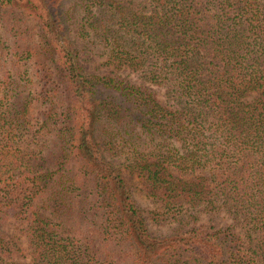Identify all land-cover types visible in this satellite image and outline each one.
<instances>
[{
	"label": "trees",
	"instance_id": "obj_1",
	"mask_svg": "<svg viewBox=\"0 0 264 264\" xmlns=\"http://www.w3.org/2000/svg\"><path fill=\"white\" fill-rule=\"evenodd\" d=\"M72 2L63 11L64 0H0V264H264V5ZM22 18L38 22L40 39ZM90 38L110 65L164 89L165 102L125 79L86 74L77 39ZM100 89L120 96L117 113L125 107L146 136L181 145H135L131 167L191 228L170 237L148 230L100 140L108 111ZM199 208L233 223L197 224ZM9 217L23 226L25 249L4 234Z\"/></svg>",
	"mask_w": 264,
	"mask_h": 264
},
{
	"label": "rangeland",
	"instance_id": "obj_2",
	"mask_svg": "<svg viewBox=\"0 0 264 264\" xmlns=\"http://www.w3.org/2000/svg\"><path fill=\"white\" fill-rule=\"evenodd\" d=\"M52 2L54 7H57L60 0H49ZM264 5V0H259ZM75 6L72 0H64L63 11L67 8ZM81 21V17H76ZM22 20H26L27 22L24 24V27L29 29H33V34H36V38H39L38 32L40 29V25L33 18H22ZM76 26V25H75ZM3 30V29H2ZM94 39H77V46L80 48V63L84 70V72L88 75H98L102 77H115L120 79H125L132 85L142 88L143 90H149L156 94L157 98L165 102L167 99L165 96V90L151 84L150 82L143 79V77L137 73L132 71L129 68L122 67L117 68L113 65H110L108 62V57L105 54L106 51L101 48L97 43L93 42ZM9 43H11L9 41ZM86 47V49L84 48ZM30 76V74H27ZM100 92L105 99V105H108V111L103 117L102 123L99 126V137L102 143L104 144V150L106 151V155L111 162L119 168L122 172L126 182L131 191L132 198L135 202L136 207L140 211L141 215L145 219L146 225L150 233L155 237H170L180 232L181 227L184 229H189L192 227V223L186 215L184 218V224L182 222H178L174 219L173 214H168L165 209L161 207V205L156 202L146 191V188L140 179L138 173L134 171L131 167L132 160L134 158V154L132 153L135 149V145L139 146V150L145 151L146 146L147 152L150 148L155 149V147L160 148L163 152L168 150H176L181 149V145L174 141L168 140L165 138H155L152 139L144 134L143 129L140 125L136 123H132L130 118H126L125 110L123 107L122 112H118L114 108L121 102L120 96L118 94L111 92L110 90H102ZM40 108L39 110H41ZM115 109V110H113ZM110 110L113 111L115 115L120 116L119 122H117V127L115 129L114 124L116 123L114 119H110ZM105 113V110L103 111ZM112 112V113H113ZM113 113V114H114ZM39 115V114H38ZM129 117V116H128ZM104 123V125H102ZM118 132L114 141L110 140V137ZM131 134V136H130ZM132 136H135V139H131ZM126 141V142H125ZM115 143V147L112 149L111 144ZM132 144V145H131ZM134 145V146H133ZM132 159V160H131ZM74 162L70 159L67 163V168L61 172L62 174L69 171L73 166ZM56 170V169H54ZM57 187L55 186L52 192L56 191ZM50 193L46 196L43 202L48 199L50 200V196H53V193ZM70 200L69 196L67 198V202ZM52 200L49 201V203ZM40 202H38L39 204ZM196 217H198L199 223H205L208 226H214L216 228L226 227L233 223L231 217L226 212H221L215 215L207 214L203 209L199 208L195 211ZM196 224V223H195ZM3 232L12 242H15L22 249L27 247V238L22 234V225L20 222H16L13 218H7V220L3 224ZM73 225V224H72ZM75 227L74 230H76ZM241 230V228H239ZM27 255V251L25 253ZM118 259H114V264H133L131 260H124L123 257H117ZM169 260L171 262H175L176 258L166 257L163 262ZM18 262H29V257L20 258Z\"/></svg>",
	"mask_w": 264,
	"mask_h": 264
}]
</instances>
